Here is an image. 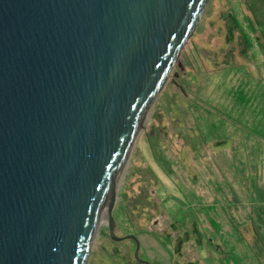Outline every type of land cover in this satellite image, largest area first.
Returning <instances> with one entry per match:
<instances>
[{"label": "water", "instance_id": "water-1", "mask_svg": "<svg viewBox=\"0 0 264 264\" xmlns=\"http://www.w3.org/2000/svg\"><path fill=\"white\" fill-rule=\"evenodd\" d=\"M208 2L0 0V264H87L108 199L125 238L117 178Z\"/></svg>", "mask_w": 264, "mask_h": 264}, {"label": "rangeland", "instance_id": "rangeland-1", "mask_svg": "<svg viewBox=\"0 0 264 264\" xmlns=\"http://www.w3.org/2000/svg\"><path fill=\"white\" fill-rule=\"evenodd\" d=\"M179 60L87 264H264V0H209Z\"/></svg>", "mask_w": 264, "mask_h": 264}, {"label": "bare ground", "instance_id": "bare-ground-1", "mask_svg": "<svg viewBox=\"0 0 264 264\" xmlns=\"http://www.w3.org/2000/svg\"><path fill=\"white\" fill-rule=\"evenodd\" d=\"M108 203H109V199L105 201V203H104V207L102 208V211H101V214H100V217H101V215L103 214V212H105V209H106V211H107ZM104 215H105V213H104ZM104 220H105V219H104ZM106 221H107V220H106ZM94 238H95V237H94Z\"/></svg>", "mask_w": 264, "mask_h": 264}, {"label": "trees", "instance_id": "trees-1", "mask_svg": "<svg viewBox=\"0 0 264 264\" xmlns=\"http://www.w3.org/2000/svg\"><path fill=\"white\" fill-rule=\"evenodd\" d=\"M236 27L239 30V26L237 24H236ZM230 32H231V29H230ZM231 36H234V35L232 34ZM227 37L229 38L230 37V34H227Z\"/></svg>", "mask_w": 264, "mask_h": 264}]
</instances>
